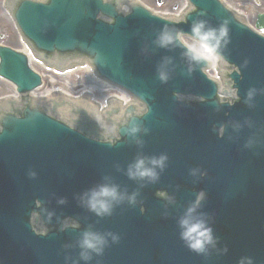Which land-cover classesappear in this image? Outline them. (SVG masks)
<instances>
[{
    "label": "water",
    "instance_id": "1",
    "mask_svg": "<svg viewBox=\"0 0 264 264\" xmlns=\"http://www.w3.org/2000/svg\"><path fill=\"white\" fill-rule=\"evenodd\" d=\"M188 1L193 10L181 21L139 3L123 15L103 0H21L13 8L45 57L87 56L100 77L139 103L108 127L85 110L69 114L75 103L64 98L0 104V264H264V36L220 0ZM201 20L228 29L219 51L229 97L204 74L208 62L154 43L164 30L191 35ZM255 26L264 28V14ZM0 76L18 92L40 84L26 57L9 49H0ZM58 107L69 109L57 114ZM162 154L168 159L155 182L128 176L138 158ZM101 185L137 193L136 201L112 202L111 214L97 215L85 194ZM185 218L211 228L205 252L181 238ZM85 232L107 241L88 261L81 259Z\"/></svg>",
    "mask_w": 264,
    "mask_h": 264
},
{
    "label": "clouds",
    "instance_id": "2",
    "mask_svg": "<svg viewBox=\"0 0 264 264\" xmlns=\"http://www.w3.org/2000/svg\"><path fill=\"white\" fill-rule=\"evenodd\" d=\"M191 35L185 34L181 31H176L175 34L168 30H164L157 37L154 42L159 47H168L169 45H177L185 49V56L189 60L195 62L205 61L214 64L216 61L221 60L222 56L220 54L221 42L227 43L228 29L221 26L218 30L214 28H206V21H197L193 23ZM171 63L170 59H166L165 64ZM191 72V68H189ZM159 78L162 82L168 80L167 71L159 70ZM254 89L248 92V97L254 94ZM119 98L127 104L129 98H126L124 93H119ZM139 127H133L131 133L134 134L139 131ZM109 131H112L109 129ZM223 131V129L221 130ZM141 143V141H137ZM167 156L162 154L159 157H152L146 159L141 157L136 160L133 165L129 166L128 176L132 179H147L149 182H155L159 178V173L156 168L161 171L164 169L167 161ZM151 165L149 167L148 165ZM195 174V170H193ZM34 175V174H33ZM87 196V206L90 210L94 211L97 215L111 214L112 202L119 203L123 199L127 198L129 203H135L137 193H132L127 195L126 193H121L116 185H101L98 190L94 189L90 194H85ZM203 198V193L201 194ZM83 199V198H82ZM58 203H65L64 199H60ZM199 204L197 200L196 205L189 208V214L195 210V207ZM52 215L51 213L49 214ZM180 224L183 228L181 232V238L186 242L187 247L199 253H203L206 250L207 245L214 243V238L212 236L211 228L206 227L203 222L191 224L188 219H182ZM111 235V234H109ZM113 241L117 239L116 236H112ZM106 238L97 233L85 232L83 239L81 241V259L88 261L91 259L89 252H95L97 255L103 253L104 245L106 244ZM251 264V261L248 262Z\"/></svg>",
    "mask_w": 264,
    "mask_h": 264
},
{
    "label": "rangeland",
    "instance_id": "3",
    "mask_svg": "<svg viewBox=\"0 0 264 264\" xmlns=\"http://www.w3.org/2000/svg\"><path fill=\"white\" fill-rule=\"evenodd\" d=\"M150 7L161 11H176L183 4V0H163L161 4L157 3V0H140ZM229 5L244 12L248 21L254 24L256 15L264 12V0H227ZM17 48H20L17 46ZM33 64V63H32ZM33 66H37L34 65ZM209 74L215 75L213 70L209 71ZM63 86L66 90H77L78 88L92 84L90 75L86 70L76 71L69 76L57 78L54 82ZM44 87L51 86L52 81L47 76L44 81ZM67 84V85H66ZM68 87V88H67ZM46 89V88H45ZM12 91V85L4 80H0V96ZM43 91V90H42ZM99 94V93H98Z\"/></svg>",
    "mask_w": 264,
    "mask_h": 264
},
{
    "label": "flooded vegetation",
    "instance_id": "4",
    "mask_svg": "<svg viewBox=\"0 0 264 264\" xmlns=\"http://www.w3.org/2000/svg\"><path fill=\"white\" fill-rule=\"evenodd\" d=\"M7 0H0V44L6 46H14L17 43V39L12 31L10 25V17L8 15Z\"/></svg>",
    "mask_w": 264,
    "mask_h": 264
},
{
    "label": "bare ground",
    "instance_id": "5",
    "mask_svg": "<svg viewBox=\"0 0 264 264\" xmlns=\"http://www.w3.org/2000/svg\"><path fill=\"white\" fill-rule=\"evenodd\" d=\"M25 51L27 52V54H29L30 55V52H29V50L27 49V47H25ZM60 71V70H59ZM46 93H48V92H50V91H45Z\"/></svg>",
    "mask_w": 264,
    "mask_h": 264
}]
</instances>
